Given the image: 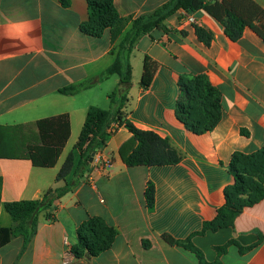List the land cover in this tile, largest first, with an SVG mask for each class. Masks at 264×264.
Listing matches in <instances>:
<instances>
[{
	"label": "crops",
	"instance_id": "0c3cea01",
	"mask_svg": "<svg viewBox=\"0 0 264 264\" xmlns=\"http://www.w3.org/2000/svg\"><path fill=\"white\" fill-rule=\"evenodd\" d=\"M68 1L64 7L60 0H0V128L23 127L20 133L0 131V147L7 142L15 148L13 154H0V228L13 226L5 203L39 200L48 190L73 183L39 214L28 241L13 237L0 248V264H200L194 253L167 244L163 235L189 240L207 264H264V197L243 208L231 227L201 232L224 205L225 188L234 184L232 156L264 147V41L249 28L231 41L202 10L188 13L195 24L183 21L184 11H178L166 20L165 31L139 38L130 56L124 117L167 139L182 159L175 165L127 167L121 149L132 134L120 126L98 149L108 165L93 159L74 175L86 112L109 109L108 95L119 82L115 75L102 78L119 40L111 44L108 31L99 38L81 33L87 0ZM168 1L113 0V5L121 18L134 20ZM253 1L264 10V0ZM196 26L212 34L209 46L198 40ZM146 56L157 69L143 90ZM196 76L217 90L222 110L219 123L202 135L189 131L175 114L180 78ZM81 84L90 86L76 95L60 93ZM60 116L67 117L69 137L56 164L33 167L25 145L39 143L35 123ZM69 154L73 170L57 182ZM149 182L152 211L144 197ZM91 218L101 219L115 237L107 250L76 259L71 249L78 244L77 231ZM224 246L219 254L217 248Z\"/></svg>",
	"mask_w": 264,
	"mask_h": 264
},
{
	"label": "trees",
	"instance_id": "16d2710c",
	"mask_svg": "<svg viewBox=\"0 0 264 264\" xmlns=\"http://www.w3.org/2000/svg\"><path fill=\"white\" fill-rule=\"evenodd\" d=\"M64 7L68 0H60ZM202 10L219 22L225 36L231 41L241 38L245 28L251 29L264 41V10L253 0H169L151 13L134 20L121 18L113 5V0H87L88 19L80 25L81 33L99 38L105 31L109 32L111 44L119 40L112 54L114 62L104 71L102 78L118 76L119 82L108 95L109 109L89 107L84 124L79 134L77 148L80 151L79 162L74 169L83 173L91 155L103 147L108 137V128L112 123L124 126L132 138L121 149V157L127 167H154L178 164L182 155L167 139L151 131L137 129L125 119L123 109L128 101L127 94L131 86L130 56L137 40L153 30H166V20L178 11L194 13ZM129 29L125 31L126 27ZM195 34L200 42L209 46L212 34L203 28L195 27ZM157 64L149 57H144L140 87H150ZM90 84L67 87L60 90L63 95H76L89 88ZM180 97L176 105L177 119L195 135L210 132L219 123L222 110L219 94L204 76L181 77L179 80ZM38 144L25 145L26 154L33 167H53L69 137V123L66 116L43 119L35 123ZM23 127L0 128L1 132L20 133ZM26 136V135H24ZM15 148L10 143L0 147V154H13ZM73 170V157L69 154L56 177V181H65ZM234 184L224 190V205L218 209L215 218L203 225L202 233L220 228L231 227L243 208L251 207L264 197V147L255 154L235 153L229 164ZM73 183L65 182L63 187L48 190L39 200L9 202L4 204L5 211L13 221L11 228H0V248L9 243L13 237H22L28 241L36 232L38 216L51 207L55 200L63 197ZM146 207H154V186L148 183L144 192ZM49 218V216H47ZM78 244L71 249L76 259L85 254L96 256L107 250L115 237V231L106 226L101 219L91 218L77 231ZM162 239L169 245L184 247L194 253L200 264H207L202 253L189 240L177 241L163 235ZM226 246L217 248L219 254Z\"/></svg>",
	"mask_w": 264,
	"mask_h": 264
},
{
	"label": "built area",
	"instance_id": "2783aa9c",
	"mask_svg": "<svg viewBox=\"0 0 264 264\" xmlns=\"http://www.w3.org/2000/svg\"><path fill=\"white\" fill-rule=\"evenodd\" d=\"M181 18H182V20L183 21H185L186 23H189V24H195V19L190 15V14H188V13H186V12H183L182 13V16H181ZM117 128H118V125L116 124V123H112L111 125H110V127L108 128V133H113L115 130H117ZM93 159L95 160V161H98V162H100V163H103V164H105V165H108V162H104V161H102V159H101V151L100 150H97L96 151V153L94 154V156H93ZM64 264H67L66 262L64 263Z\"/></svg>",
	"mask_w": 264,
	"mask_h": 264
},
{
	"label": "water",
	"instance_id": "95a60500",
	"mask_svg": "<svg viewBox=\"0 0 264 264\" xmlns=\"http://www.w3.org/2000/svg\"><path fill=\"white\" fill-rule=\"evenodd\" d=\"M93 156H94V155H91V157L89 158L88 162H92V160H93Z\"/></svg>",
	"mask_w": 264,
	"mask_h": 264
}]
</instances>
